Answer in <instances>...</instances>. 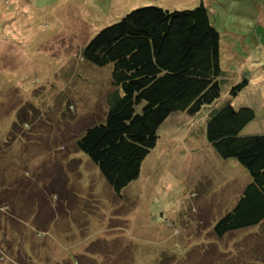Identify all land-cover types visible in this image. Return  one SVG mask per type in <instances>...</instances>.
I'll list each match as a JSON object with an SVG mask.
<instances>
[{
	"label": "rangeland",
	"instance_id": "1",
	"mask_svg": "<svg viewBox=\"0 0 264 264\" xmlns=\"http://www.w3.org/2000/svg\"><path fill=\"white\" fill-rule=\"evenodd\" d=\"M201 2L209 6L211 22L220 34L222 67L231 77L243 73L249 79L248 88L231 100L235 108L255 112L242 135L264 134V0H0V149L11 143L0 153L10 171L5 190L10 195L21 184L29 185L24 172L31 168H40L39 176L47 183L68 186L63 187L65 206L40 203L36 208L37 224L50 226L38 242L29 237L31 222L19 224L0 216V255L10 254L15 264H28L35 249L39 264H71L63 261L70 256L75 264H87L81 258L86 252L98 249L103 257L113 250L114 261L110 257L108 262L126 264L127 254L141 251L142 246L146 255L164 247L179 256L193 244L214 239L212 227L235 205L249 177L237 161L221 160L207 146L205 120L175 114L160 127L159 142L146 157L138 180L124 191L138 203L132 226L126 213L115 218L118 197L85 154L57 152L65 144L75 150L82 131L104 121L112 67L81 58L99 31L132 11L189 10ZM227 80L222 100L239 81ZM61 169L68 184L53 174ZM23 175L28 178L24 182ZM22 190L21 213L28 220L32 202L38 205L39 189ZM86 196L97 200V208L87 205L91 198ZM255 228L225 239L222 248L227 253L220 260H229L242 247L244 257L245 248L250 251L262 244L264 223ZM6 263L13 264L0 260Z\"/></svg>",
	"mask_w": 264,
	"mask_h": 264
},
{
	"label": "trees",
	"instance_id": "2",
	"mask_svg": "<svg viewBox=\"0 0 264 264\" xmlns=\"http://www.w3.org/2000/svg\"><path fill=\"white\" fill-rule=\"evenodd\" d=\"M209 10V6L201 2L189 10L150 7L132 11L117 23L100 30L81 54V58L95 66L112 67V89L105 97V118L82 131L75 140V150L65 144V148L61 146L57 152L64 151L66 156L81 152L87 156L112 194L118 197L115 218L120 219V215L126 213L127 222L131 221L128 226L136 220L138 203L130 201L124 191L138 180L146 157L159 142L160 127L171 115L187 114L198 117V121L205 120L207 146L221 160L237 161L249 177L235 205L212 227L214 239L193 244L186 253L176 254V257L164 247L146 255L142 246L141 251L127 254L129 263L126 264H210L214 257V264H264V241L250 251L245 248L244 257L242 247L229 260H220V256L227 253L222 248L225 239L264 223V134L242 135L244 128L255 119V112L248 107L235 108L231 100L248 88L249 79L242 76L243 73L231 77L222 67L221 38L211 22ZM228 78L239 81L222 100V89L230 83ZM14 139L11 137L8 141ZM10 145L1 146L0 153ZM3 162L0 161V216H5V221L12 219L19 224L31 222L29 237L38 242L50 226L45 222L37 224L34 219L36 208L40 203L47 207H56L60 203L65 206L63 187L68 186L47 183V178L39 176L40 168H31L24 172L30 177L29 185L23 183L8 195L5 185L10 171L5 169ZM77 169L75 172L78 173L80 169ZM55 172L68 184L65 171L61 169L53 174ZM22 177L23 182L28 179ZM24 187L39 189L38 205L32 202L28 220L22 215L20 206ZM88 198L91 199L87 205L97 208V200L93 196H86ZM57 220L55 217L54 222ZM240 242L243 244V238ZM96 250L86 252L81 258L87 259V264H110V257L111 262L114 261L113 250L103 257ZM32 252L33 260L29 263L39 264L38 251ZM1 255L0 260L7 259L15 264L10 254L6 258L2 252ZM63 259L71 264L76 261L71 256Z\"/></svg>",
	"mask_w": 264,
	"mask_h": 264
}]
</instances>
